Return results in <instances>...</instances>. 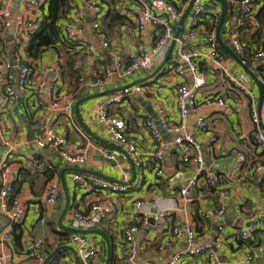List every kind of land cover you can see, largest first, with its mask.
I'll use <instances>...</instances> for the list:
<instances>
[{
  "label": "crops",
  "instance_id": "0c3cea01",
  "mask_svg": "<svg viewBox=\"0 0 264 264\" xmlns=\"http://www.w3.org/2000/svg\"><path fill=\"white\" fill-rule=\"evenodd\" d=\"M99 1L104 7V14L101 17L102 30L110 37V47L100 46L98 35L91 27L95 14L83 0H70L68 12L58 21L59 39L46 48L37 59L23 53L24 59L31 64L32 71L28 91L25 95L18 93L23 97L22 106H18V98L7 101L5 97L4 86L9 76H12V81L16 85L18 72L14 68L8 69L6 65L13 62L15 55L21 53L19 52L21 48L27 47L29 42L27 34H19V22H33L38 27L48 13V2L43 0L34 7L30 5V0H11L8 3L5 21L0 23V38L3 42L0 44V112L4 134L12 143L10 151L2 144L0 138V166L6 165L14 185L20 187L17 196L26 210L24 220L15 224L11 237L0 241V264H5L1 260L2 252L10 256L9 264H44L48 257L50 259L46 264H79L75 253L77 246L71 241V235L83 228L71 219V212L77 209L89 213L93 204L99 203L114 205L118 212L100 222L97 221L91 229H100L107 234L111 250L109 264H122L120 257L128 246L124 238V229L137 222L136 201L151 203L152 218L157 211L154 203L158 197L163 199L166 206L172 207L173 199L177 202V208L170 214V226L190 224L198 233L200 241L210 244L218 255L217 261H210L204 254L198 257H184L178 264H239L240 257L247 250H252L256 254L255 264H264V168L261 171L255 170L258 165H264V152L255 141V123L251 114L253 104H256L259 110L258 85L252 80L251 94L246 93L229 82L222 72L211 64L199 63L200 70L205 74L206 83L197 90V98L203 103L207 97H222L225 104H203L197 111H191L187 118V126L189 124L190 127L186 128V132L193 134L202 144L206 166L224 176L222 185L228 194L220 197L215 188L193 187L186 208H182L179 191L193 174L196 163L183 162L179 148L174 144L175 134L164 129L158 115V109L163 107L169 113L172 122L178 123L181 120L176 107L177 84L182 79L175 72L179 65L177 55L172 51L165 65L155 61L151 71L137 72L124 80L115 78L106 86H95L96 78L106 67L115 66L118 61L125 62L128 52L139 48L144 42L155 46L158 35L154 29L149 32L146 40L139 34L136 24L138 0ZM203 1L217 3L215 0ZM176 2L185 7L186 4L189 5L190 0ZM240 2L241 0H229L228 15L224 24L223 39L232 49L227 33L237 24ZM6 3L7 0H0V6ZM76 10L82 11L85 17L87 36L96 45L95 52H90L64 37V26L73 20ZM208 19L207 16H202L198 37L192 43L191 49L207 48L206 37L210 32L206 26ZM189 27L190 21L187 17L182 29ZM238 31L250 56L252 52L264 48V0H257L254 15L247 18ZM247 59L249 63L245 62L264 83V72L258 61H254L253 58ZM225 60L232 70L238 73L243 71L228 53ZM157 69L159 71L155 76L132 87V94L135 92L140 94L144 102H140L131 94L124 102L113 105L110 111L126 120L128 135L148 154L160 147V140L152 134L146 121L151 119L155 123L165 144V169L161 176H156L158 163L154 156L145 157L142 170L136 168L135 171L127 147L111 140L108 125L101 122L96 114V108L111 93H104L81 102L79 114L76 113L74 106L73 120L60 113L52 114L50 99L55 93H73L77 102L80 98L115 90L148 77ZM55 74H60L59 80H54ZM41 80H45V86L42 88L44 103L40 106L35 103L37 85ZM187 80L191 83L190 75ZM24 107H27L28 111ZM21 113L27 122H24ZM51 115L53 119L55 118L54 130L65 138L66 147L71 150L85 148L88 151L86 165L79 168L85 177L96 176L101 179L122 181V173L116 163L102 155L101 150L107 148L114 151L120 161L130 165L132 178L136 174L142 176L143 187L137 191L111 193L90 189L74 182L72 178L75 167L66 164L57 150L40 146L34 140L42 124ZM199 116L208 118L212 131L220 133L219 141L213 149L209 146V134L200 132L195 125ZM259 116L261 124L264 125V102ZM239 151L246 156L242 163L236 158ZM43 158L52 162L53 169L44 171L38 169L37 163ZM54 178L60 180L61 191L56 201L50 204L47 201V185L49 180ZM223 205L226 206V210L221 216L202 215L203 212H210ZM65 208L67 212L62 217ZM43 216H46L45 222L41 221ZM60 219L62 223L59 222ZM8 223V217L0 210V232ZM220 227H223L222 231H219ZM250 227H255V233L249 242H245L241 239L240 233L241 230ZM88 235L99 244L98 264H105L109 256L105 238L99 234ZM32 239L41 241L35 258L28 257L26 253V246ZM166 240H170L169 246L165 245ZM184 243L183 238H175L171 232L162 234L156 229L155 222L141 223L140 230L136 233V257L138 261L168 264ZM259 246L263 247L262 251L258 250Z\"/></svg>",
  "mask_w": 264,
  "mask_h": 264
},
{
  "label": "built area",
  "instance_id": "2783aa9c",
  "mask_svg": "<svg viewBox=\"0 0 264 264\" xmlns=\"http://www.w3.org/2000/svg\"><path fill=\"white\" fill-rule=\"evenodd\" d=\"M7 0L5 5L0 6V23L5 21L6 11L8 10ZM43 0H30V5L37 7ZM177 0H138L139 9L136 13L137 30L143 39L146 40L148 34L153 29L156 31L157 38L155 46H151L148 42H144L137 49L130 50L127 54L128 62L118 61L115 66L106 67L95 80V86H106L112 83L115 78L121 80L128 79L134 76L137 72L151 71L154 67V62L159 61L163 65L168 62L169 54L174 51L179 60V65L175 68V72L182 77L177 84L176 107L180 113L181 120L174 123L169 119V113L165 108L158 109V115L162 120L163 127L168 132L175 134L174 144L181 153V158L184 163L195 162L193 174L189 176L186 183L180 188L179 196L182 202L181 207L186 208L189 202L190 190L193 187L205 186L215 188L220 197H225L228 194L227 189L222 185L224 176L219 172L206 166L204 159V151L200 141L190 133L186 132L187 118L191 111H197L203 104L224 105L225 100L222 97H207L204 102H200L197 98V90L206 83L205 74L199 68L200 62H207L211 66L222 72L226 79L229 80L240 90L251 94L250 84L253 80L249 74L243 69L238 73L232 70L225 63L226 54L222 51L216 36L217 26L221 15L220 3H206L203 0H197L189 13L190 27L176 35V26L183 16V12L187 8L180 6ZM229 1V0H228ZM70 2V0H69ZM84 4L95 14V18L91 21V27L97 33L99 44L102 48H109L111 40L109 35L102 30L101 17L104 14V7L99 0H83ZM257 0H241L238 9L237 24L233 30L227 33L231 41L233 50L244 60L253 58L258 61L261 70L264 72V48L252 52L249 51L242 43L239 34V27L245 24L247 18L254 15ZM207 16L214 21L217 26L211 30L206 37L207 48L205 50L191 49V45L198 37V29L202 16ZM73 20L64 26V37L71 42H75L80 46L85 47L90 52L96 51V45L87 36V23L82 11L76 10L73 15ZM19 34H27L37 29V25L33 22H19ZM22 45V44H21ZM20 45V46H21ZM26 46L21 48V53L15 55L13 62L7 63L8 69H16L17 80L16 85L12 81V76H9L8 81L4 86V94L7 101H14L21 94H26L29 89L30 74L32 71L31 64L24 59L23 53H26ZM27 55V54H26ZM28 56V55H27ZM191 76V83L188 82V76ZM60 74H55L54 80L60 79ZM45 86V80L39 81L36 90V103L43 105L42 88ZM18 93H21L18 95ZM132 94V87L125 90H119L111 93L105 98L102 103L96 108V114L101 122L108 125L109 136L112 141L126 146L129 152L131 161L135 168L142 170L144 158L154 156L158 163L156 176H161L164 173V141L160 138V133L155 123L148 119L146 125L151 129L152 134L160 140V147L155 152L148 154L142 150L137 141L132 139L127 133L126 120L117 113L111 112L110 108L113 105L120 104ZM75 94L73 93H55L50 99V108L52 114L60 113L70 120L74 119V106L76 102ZM252 120L255 123L254 138L257 145L264 152V129L262 128L261 119L259 116L258 106H251ZM51 115L40 127V131L35 136V142L40 146L53 148L58 151L60 157L66 164L74 168L73 181L79 185H85L90 189L104 190L109 192L126 193L133 190H140L143 187L142 176H134L132 178L131 167L125 162H122L117 157V154L107 148H104L102 155L112 160L118 166L122 173V181H114L101 179L96 176L85 177L79 168L86 165L88 161V151L71 150L66 147L65 138L57 134L54 130L55 118ZM195 125L202 133H208V142L211 149L219 141L220 133L212 131L208 118L199 116L196 119ZM0 138L2 144L10 150L12 147L11 141L4 134L3 118L0 112ZM11 151V150H10ZM239 163L246 160L243 152L239 151L236 154ZM38 169L41 171L53 169V164L47 158H43L37 163ZM264 165H258L256 171H261ZM61 191L60 180L54 178L49 180L47 185V201L52 204L58 198ZM14 183L9 176V169L2 165L0 166V210L8 217L9 223L0 232V241L8 240L11 237L14 226L21 223L25 217V206L20 201L18 196H13ZM150 204L138 200L135 207L138 213L137 222L129 225L124 229V238L128 246L120 257L122 264H153L147 261H138L136 257L137 244L136 233L140 230V224L150 223ZM157 211L154 214L155 226L162 234L171 232L175 238H183L185 240L182 248L176 252L168 264H178L184 257H198L206 254L210 261H217L218 255L208 243L201 242L198 233L190 224H175L170 226L169 218L172 210L177 208V202L173 199V206L163 204V199L158 197L154 203ZM226 206L214 208L210 212H203V216L224 214ZM118 212V208L110 204H93L91 212L83 213L77 209L71 212V219L83 229H91L95 223L100 222ZM42 222L46 221V216L41 218ZM223 227L219 228L222 231ZM255 233V227H250L241 230V239L249 242ZM71 241L77 246V253L80 255L82 264H98L100 259L99 244L96 239L90 235L73 232ZM170 240L165 241V245L169 246ZM41 245L39 239H32L26 246L28 257L35 258L38 255L37 248ZM258 250L262 251L263 247L259 246ZM255 253L252 250H247L240 257L239 264H255ZM1 260L5 264L10 263V256L2 252Z\"/></svg>",
  "mask_w": 264,
  "mask_h": 264
},
{
  "label": "water",
  "instance_id": "95a60500",
  "mask_svg": "<svg viewBox=\"0 0 264 264\" xmlns=\"http://www.w3.org/2000/svg\"><path fill=\"white\" fill-rule=\"evenodd\" d=\"M196 1L197 0H190L188 7L184 11L183 16L181 17V19L179 21V24H178V27H177V30H176V35H178L182 31V28L184 26V23H185L187 17L189 16V13L191 11V8L193 7V5H194V3ZM215 1H217L221 5V15H220V19H219V23H218L217 31H216V36L218 38L219 44H220L221 48L223 50H225L231 57H233L236 60V62L243 68V70L247 74H249V76L258 85V88H259V111H260V109L262 108V104L264 102V83H263L262 80L259 79V77L254 73V71L248 66V64L230 47V45H228L224 41V39L222 37V29L224 27V24H225V21H226V17H227V14H228L229 1L228 0H215ZM158 71H159V69H157L156 71H154L148 77H144V78L138 79V80H136V81H134L132 83H129L127 85H124V86H121L119 88H116L115 90L114 89H111V90H107L106 92L96 93V94H93V95H89V96L80 98L79 100H77V102L75 104L76 113L79 114V105H80L81 102L86 101V100H89V99H92V98H95V97H97L99 95H102L104 93H113L115 91L125 90L127 88L133 87V86H135L137 84H140L144 80L150 79L151 77L155 76ZM134 95L135 94H132V96H134ZM18 99H19L18 106H22V103H23V97H22V95H19L18 96ZM20 110H21V108H20ZM21 116H22L24 122H27V120H26V118H25V116H24L23 113H21ZM262 128L264 129V125H262ZM31 138L33 139V135L31 136ZM204 159H206V156L204 157ZM66 212H67V208L64 209L63 214H62V217L64 216V214ZM59 222L62 223L61 219L59 220ZM150 222H152V223L155 222L154 217L150 218ZM70 229H72V228H70ZM77 231L78 232H81V233H85V234H99V235H101V236H103L105 238V240L107 242V245H108V252H109V256H108L107 261H106L105 264H109L111 250H110V241L108 239L107 234L104 231L100 230V229H81V230H77ZM75 253H76V259H77V261L79 262V264H82V262H81V260L79 258L78 253L76 251H75ZM49 259H50V257H48L45 260L44 264H46Z\"/></svg>",
  "mask_w": 264,
  "mask_h": 264
},
{
  "label": "trees",
  "instance_id": "16d2710c",
  "mask_svg": "<svg viewBox=\"0 0 264 264\" xmlns=\"http://www.w3.org/2000/svg\"><path fill=\"white\" fill-rule=\"evenodd\" d=\"M47 2L48 13L39 23L37 29L29 33V42L25 50L28 57H32L34 59L39 58L46 48L54 44L59 39L60 27L58 21L66 15L69 9V0H47ZM117 16L119 17V13H117ZM206 26L207 29L211 31L215 28V26H217V24L209 18L206 22ZM224 34L225 26L222 29V37H224ZM1 43L3 44L2 39L0 38V44ZM222 51L227 54L225 50L222 49ZM247 60L248 59H244V61L249 63ZM28 96H26V99ZM24 109L28 111L27 107H24ZM19 188V186L17 187V185H14L13 196L17 195Z\"/></svg>",
  "mask_w": 264,
  "mask_h": 264
},
{
  "label": "rangeland",
  "instance_id": "374dc122",
  "mask_svg": "<svg viewBox=\"0 0 264 264\" xmlns=\"http://www.w3.org/2000/svg\"><path fill=\"white\" fill-rule=\"evenodd\" d=\"M135 95H134V97L135 98H137L140 102L141 101H143L144 102V99H143V97L140 95V94H137L136 92L134 93ZM189 124H188V126H187V128L189 129Z\"/></svg>",
  "mask_w": 264,
  "mask_h": 264
}]
</instances>
